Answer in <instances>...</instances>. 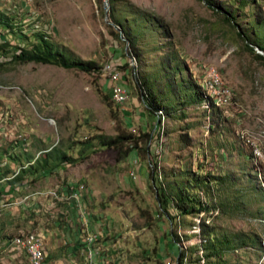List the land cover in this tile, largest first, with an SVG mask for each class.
Returning <instances> with one entry per match:
<instances>
[{"label":"rangeland","instance_id":"rangeland-1","mask_svg":"<svg viewBox=\"0 0 264 264\" xmlns=\"http://www.w3.org/2000/svg\"><path fill=\"white\" fill-rule=\"evenodd\" d=\"M110 1L0 0V10L17 22L37 15L41 31L55 45L100 67L88 72L15 62L10 56L16 47H31L34 38H19L0 27V42L7 37L10 51L9 57L0 56V173L11 176L19 170L11 155L26 162V153L42 156L54 146L77 158L67 162L64 179L50 174L56 181L52 190L70 182L86 184L87 211L90 218L103 219L94 229L102 235L104 256L114 264H180L171 232L182 248L197 245L202 217L218 233L244 231L259 241V246H238L231 251L234 263L226 264H264V60L241 35L251 34L258 16L264 18V0L243 7L240 0H214L236 14L232 23L225 20L224 10L203 0H118L115 8ZM115 18L138 29L136 43ZM25 24L20 26L30 36L32 23ZM175 54L189 67L185 77L201 83L215 106L180 99L176 116H167L164 148L157 153L161 136L154 131L142 92L151 86L149 79L156 93L162 96L160 89H165L173 97L163 70ZM107 61L118 63L121 82L127 84L130 97L122 106L107 97L110 87L101 72ZM211 67L221 77L218 97L205 86ZM182 110L185 119H179ZM184 129L193 136L190 145L183 140ZM123 130L136 136L150 133L153 141L148 145L144 138L130 152L137 151L133 158L101 144L100 136ZM29 177L11 196L8 178L0 182V264H31L12 239L60 221L55 207L40 200L46 197L51 203L56 197L42 194L43 183ZM180 193L199 196L208 210L181 215L172 200ZM188 256L192 259L186 264H197L195 255Z\"/></svg>","mask_w":264,"mask_h":264},{"label":"trees","instance_id":"trees-1","mask_svg":"<svg viewBox=\"0 0 264 264\" xmlns=\"http://www.w3.org/2000/svg\"><path fill=\"white\" fill-rule=\"evenodd\" d=\"M203 1L219 11L224 10L221 7L219 8L214 0ZM110 2L113 8H115L118 0H111ZM257 2H259V0H240L242 7L250 3L254 6ZM223 13H225V20L229 23L236 20V14L232 11L224 10ZM24 18L25 17L21 18V21L17 22V18L15 16L0 10V27L2 30L13 33L19 38L21 35L27 38L31 36L34 38V44L31 47L27 45H19L16 47L10 56L13 61L18 63L33 61L38 63L56 64L65 68L79 69L88 72H98L100 70V67L93 60H83L67 54L66 51L55 45L50 40V35L47 31H35L32 32L30 36L27 35V33L23 31L20 26V23L23 24ZM115 22L116 26L120 28L124 35L131 40L133 37L132 41L133 43H136L135 40L138 39L140 34L138 29H132L129 25L127 26L125 21L120 18H115ZM134 31L136 33H134ZM241 35L246 39V46L250 50L255 52L256 46L264 50V18L258 16L257 20L251 26V34L241 32ZM8 45L9 42L7 37L2 36L0 42V56L6 55L5 57H9L10 51H8ZM257 55L264 60V55L262 53L258 52ZM184 70L188 71L189 67L186 63L179 60L176 54L173 56L171 55L166 66H164L163 77L165 79V86L170 88L173 92V97L169 96L165 89H160L162 91V96H160L154 89V82L147 79L151 86L148 85V88H145L142 95L143 97L147 95L148 100L145 98L147 111L150 115H153L155 122L157 118L162 115L169 117L176 116L178 113V102L180 99L184 104L191 103L206 105L208 107L212 105L215 106L214 99L203 88L201 83H198L196 79L193 80L191 77L186 78ZM182 91H184V95L182 94ZM107 97L110 98V95L108 94ZM186 117L187 113L182 110L181 117H179V119H185ZM182 136L186 144L190 145L192 143L193 136L190 135L186 129L183 130ZM144 138H146L148 145L153 141L152 134L150 133H143L142 135L139 134L136 136L130 131L123 130L116 136H100V142L102 145L115 148L123 157H126L134 148H139L141 146ZM25 148L26 147L23 146L24 150H28ZM26 154V162L21 161V157L19 155H11V158L15 162L16 160L19 161L20 164L19 170L14 171L11 176L5 175V173H0V179L3 175L9 176L8 183L11 188L16 183L24 182L26 178L31 175L35 178V176H38L39 172L42 170H52L61 162L67 163L77 160V158L69 155L65 150L55 148V146L46 151L42 156H34L29 153ZM151 163L153 164L152 167H157L155 162L151 161ZM7 173H10V171ZM161 194L165 196V199H168L165 193ZM172 200L174 201L175 206L179 209L181 215L199 216L201 213L208 210V204L196 195L180 193L177 197H175V199L173 197ZM223 203L224 202L221 204L224 211L225 204ZM237 207H240V205H237ZM206 220L207 219L204 217L200 219V243L188 247L187 249L181 247L179 241L174 238V232H171L172 240L175 243L174 246L179 249L177 257L180 264H186V260L190 261V259H192V257L190 259L188 258V253H190V256H196L194 261L197 264H201L202 260L204 261L203 264H226L229 260L234 263L232 257H230L231 251L235 250L238 246L245 248L251 244H257V246L260 245L255 236H250L244 231L235 232L233 234L218 233L214 227H211L206 222Z\"/></svg>","mask_w":264,"mask_h":264},{"label":"crops","instance_id":"crops-1","mask_svg":"<svg viewBox=\"0 0 264 264\" xmlns=\"http://www.w3.org/2000/svg\"><path fill=\"white\" fill-rule=\"evenodd\" d=\"M123 84L127 87L125 82H123ZM134 100L135 98L133 101ZM125 104H127V102ZM153 123H155V118L153 119ZM136 155H138L136 150L130 154L131 158L136 157ZM67 166L68 164L66 162H61L58 164V166L53 168V170L45 169L40 171L39 175L35 176V178L33 175H31V179H36L40 183H43V193H41L48 194L50 191H52L53 184H56L55 179H53L52 175L50 174H60L61 178L64 179L65 176L62 173L65 172ZM8 177L9 176L3 175L0 179V182H3L5 178ZM29 178L30 177L26 178L25 181L28 182L30 180ZM7 186L8 187H6V189H8L6 192L11 196L15 192L18 183L13 185L12 188L10 187V184ZM57 187L60 188V194L63 195V197H56L55 201L51 203H48L49 200H47L46 197L40 199L44 202V205L50 207L54 206V211L58 213L60 217V221H56L51 228H46L45 226L41 225L42 227L39 229V232L44 238L45 244L46 262L44 261V264H86L82 222L84 218L89 219L91 229L96 230L94 228L98 226L97 223L100 222L103 224V219L100 218L98 221V217L90 218V213L87 211V204L85 201L87 189L81 191L80 185H75V183L72 182H70V186L66 184L57 185L54 187V189ZM74 192H80L82 194L81 197H77ZM93 220H95V223H93ZM100 244L105 246L101 242ZM104 257L105 256L103 255L102 259H96L95 264H103Z\"/></svg>","mask_w":264,"mask_h":264},{"label":"built area","instance_id":"built-area-1","mask_svg":"<svg viewBox=\"0 0 264 264\" xmlns=\"http://www.w3.org/2000/svg\"><path fill=\"white\" fill-rule=\"evenodd\" d=\"M23 23H32L33 26V32L42 30L41 23L37 19V15L30 14L29 17H25L23 19ZM25 24V25H26ZM28 26V25H27ZM102 74L106 77V80L108 81L109 85V91L112 101L117 106H122L125 104L130 95L128 92V89L122 84L121 79L123 77V73L121 71V68L117 65V63H113L111 61H107L104 63L103 67L101 68ZM221 77L217 73L216 69L211 67L208 71V77L205 81V86L207 88H210L213 91V94H216L217 97L221 93ZM212 94V96H214ZM166 120L167 116L162 115L157 118L155 122L154 131L158 133V135L161 136V143L156 148L157 153L163 150L164 148V139L163 136L166 132ZM22 135H20L21 137ZM22 144L24 146L27 145V142L25 139H22ZM151 166L153 164L151 163ZM134 179H137L138 175L135 172L131 173ZM86 188L85 183L80 184V190H84ZM57 189H54L50 191V194H53L55 197H63V195L60 194V188L58 187V193L56 191ZM74 194L77 197H81V193ZM83 234H84V252L86 256V264H95L96 259L100 258L102 259V256L104 255L105 246L101 245L99 240L101 238V233L91 229V224L89 219L84 218L83 220ZM14 247L19 248L23 251H26L28 253V256L30 258L31 264H44L45 258H46V252H45V244H44V238L38 231H28L21 233L20 235L15 236L12 239V242ZM103 264H114L112 261L106 256L103 258Z\"/></svg>","mask_w":264,"mask_h":264},{"label":"water","instance_id":"water-1","mask_svg":"<svg viewBox=\"0 0 264 264\" xmlns=\"http://www.w3.org/2000/svg\"><path fill=\"white\" fill-rule=\"evenodd\" d=\"M259 49V52L264 55V50H262L260 47L256 46Z\"/></svg>","mask_w":264,"mask_h":264}]
</instances>
